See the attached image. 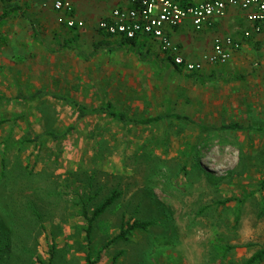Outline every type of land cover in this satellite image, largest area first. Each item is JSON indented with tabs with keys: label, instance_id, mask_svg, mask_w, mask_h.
Returning a JSON list of instances; mask_svg holds the SVG:
<instances>
[{
	"label": "rangeland",
	"instance_id": "1",
	"mask_svg": "<svg viewBox=\"0 0 264 264\" xmlns=\"http://www.w3.org/2000/svg\"><path fill=\"white\" fill-rule=\"evenodd\" d=\"M100 19L65 33L40 18L0 28V264H87L88 254L95 264H244L264 248V132L196 124L264 126V46L197 82L119 42L85 60L107 40ZM40 89L91 107L108 98L138 120L194 123L77 120L50 96L24 100ZM114 193L88 246L83 204L92 213ZM134 221L153 226L106 248Z\"/></svg>",
	"mask_w": 264,
	"mask_h": 264
},
{
	"label": "crops",
	"instance_id": "2",
	"mask_svg": "<svg viewBox=\"0 0 264 264\" xmlns=\"http://www.w3.org/2000/svg\"><path fill=\"white\" fill-rule=\"evenodd\" d=\"M74 6L75 17L79 20L86 21L91 23L92 18H101L100 20L110 16L113 9L123 8L129 9L132 8L131 0H100L99 6L96 9L93 7V4L89 0H69ZM179 4L185 5H194L200 2L201 0H175ZM11 4V5H10ZM46 4V6H44ZM95 6L98 5L96 2ZM51 4L47 3L46 0H11L6 2L0 0V17L4 14H8L14 7L16 8L15 13L9 15L8 19L0 24V28L6 24L9 19L17 18L22 26H25L28 23V18H40L45 20L48 23V28L59 32H67L65 26L58 24L57 18L59 13H57L53 8L50 7ZM52 9V10H51ZM65 28V29H62ZM85 28V27H84ZM252 29V25L246 20L245 14L235 8H230L228 14L224 18H213L202 30L197 31L190 21H186L184 24L180 25L177 28H168L166 30L167 35L174 44L176 51L174 53H165L158 41L153 38L143 36L134 41V45L123 43L127 41L121 37H113L104 34L98 30L99 35L103 36L106 41L101 40L98 44L93 45V50L87 54L90 55L97 47V52L94 56L98 55L101 46L107 45L108 47H115L114 43L119 42L120 45L124 48L134 51L138 55L140 60L146 62L148 65H151L155 69L167 68L174 73H186L187 77L194 81H205V77L202 80H197L189 76L190 72H187L184 68L176 66L173 62L175 55L182 56L188 62H199L202 60L204 54L212 51L215 39L218 37H231L235 40L241 42V48L238 51H233L230 56V60H238L242 57H245L248 53L253 52L256 49H259L260 46H264V32L260 34H252L250 38H245L244 33ZM1 30V29H0ZM81 30V29H79ZM78 31V30H77ZM0 32V37L3 35ZM33 34L36 40L39 38L38 29L33 27ZM3 36H6L5 34ZM2 36V37H3ZM109 42V43H108ZM66 42H63L64 44ZM85 55V56H87ZM92 54V58L94 57ZM91 58V59H92ZM215 67L213 65L205 64L202 73L205 70ZM221 67V66H216ZM202 77V76H201Z\"/></svg>",
	"mask_w": 264,
	"mask_h": 264
},
{
	"label": "built area",
	"instance_id": "3",
	"mask_svg": "<svg viewBox=\"0 0 264 264\" xmlns=\"http://www.w3.org/2000/svg\"><path fill=\"white\" fill-rule=\"evenodd\" d=\"M11 1V0H4ZM59 13L57 22L70 30L85 27L83 20L75 17L74 6L69 0H46ZM132 8L113 9L110 16L98 23V30L106 35L136 40L147 36L159 42L165 53H174L176 48L166 33L168 28H177L190 21L197 31L202 30L213 18H224L230 8L245 14L252 29L244 33L245 38L264 32V0H201L197 4L183 6L175 0H131ZM241 48V42L231 37L215 39L211 52L203 55L199 62H188L175 55L176 66L187 72H201L205 64L224 66L233 51Z\"/></svg>",
	"mask_w": 264,
	"mask_h": 264
},
{
	"label": "trees",
	"instance_id": "4",
	"mask_svg": "<svg viewBox=\"0 0 264 264\" xmlns=\"http://www.w3.org/2000/svg\"><path fill=\"white\" fill-rule=\"evenodd\" d=\"M15 11H16V8L14 7L8 14L2 15L0 17V24H2L5 20H7L9 15H12L13 13H15ZM123 44L124 45L130 44V46H131V45H134V41L127 40ZM68 48H72V46L69 44V42H66V43L61 45L60 50H66ZM97 51H98L97 47H95V50L92 53L93 56H94L95 52H97ZM92 54L84 56V59L90 60L92 58ZM189 76L194 78V79H197V80L204 79L198 73H191V74H189ZM47 96H50V97H52L58 101H61L64 104L71 107L72 109H74L78 114L77 120H82L86 117L94 116V115H104V116L111 117L113 121L119 122L120 124H122L124 126H128V125L149 126V125L161 123L162 121H165L167 119H176V120L194 123L193 120L190 119L189 117L179 115L176 113H165V114L159 115L157 117L138 120V119L131 118L126 112H124L119 106H117L113 101H111L108 98H106L104 100V102L102 103V105L100 107H91V106H87V105L77 101L76 99H74L70 96L52 93V92H49V91L44 90V89L37 90L32 95L24 98V100H26V101L41 100ZM0 100H2L1 97H0ZM196 125H198V127L200 128L202 133H207L209 131H220V132H252V131H256V132H264V126L254 127V126L241 125L238 123L222 125L220 127H210V126H204V125H199V124H196ZM0 126H1V124H0ZM263 186H264V184H262V187ZM118 197H119L118 193L112 194L99 207H97L92 213H90V211L88 210L87 205L83 204L81 214L87 223L85 233H86V241L88 243L87 244L88 246H90V243L92 241L94 222L97 219H99L107 211V209L114 203V201ZM229 201H231V200H227V202H229ZM152 226H153V223H151V222H143V221L128 222V223L124 224L120 228L119 232L113 237V239L110 240L106 244V248L113 245L117 241L128 240L137 231L147 232L150 229V227H152ZM118 259H119V255L114 258L112 264H116ZM86 260H87V264H95L94 261H91L90 254L87 255ZM263 261H264V248L257 251L244 264H261Z\"/></svg>",
	"mask_w": 264,
	"mask_h": 264
}]
</instances>
